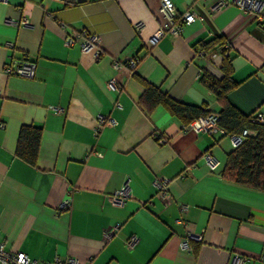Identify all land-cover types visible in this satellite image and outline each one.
<instances>
[{
  "label": "crops",
  "instance_id": "1",
  "mask_svg": "<svg viewBox=\"0 0 264 264\" xmlns=\"http://www.w3.org/2000/svg\"><path fill=\"white\" fill-rule=\"evenodd\" d=\"M172 1L177 14L197 18L151 44L163 23L160 0H0V241L7 248L39 262L235 264L238 256L264 264V190L222 176L235 148L230 137L185 129L163 104L139 102L148 83L218 113L200 76L223 75L222 46L196 51L222 38L237 83L227 100L244 115L264 114V27L234 0L217 8L219 0ZM256 1L264 15V0ZM81 31L102 36L98 60L78 42L65 45ZM10 55L34 60V77L7 74ZM130 57L138 59L133 70ZM105 115L112 125L99 121ZM29 125L41 127L35 166L15 153ZM207 150L220 162L214 170ZM162 175L170 179L167 198L153 186ZM125 181L130 196L114 206L108 197ZM131 235L138 240L128 249Z\"/></svg>",
  "mask_w": 264,
  "mask_h": 264
},
{
  "label": "built area",
  "instance_id": "2",
  "mask_svg": "<svg viewBox=\"0 0 264 264\" xmlns=\"http://www.w3.org/2000/svg\"><path fill=\"white\" fill-rule=\"evenodd\" d=\"M234 3L242 9L244 12H254L256 15V19L260 26L264 27V15L261 14V8L256 0H234ZM225 4L224 0H219L215 7H221ZM159 11L163 16L162 25L157 28L149 42L151 44H155L164 34H171L173 36H177L182 32L184 25L193 22L197 15L194 11H185L182 14H177L175 10V5L172 0H160ZM22 24H26L27 20L22 19ZM75 42H78L81 45V49L85 53H90L95 60H98L102 53L101 42L102 36L99 33H90L87 31H81L78 34L67 35L64 39L65 45H71ZM8 46L12 47L13 44L11 42L7 43ZM224 49L223 55L225 57H229V43L225 41L222 46ZM197 55H206L207 52L201 47L196 51ZM138 63V59L136 57L128 58L126 65L130 70H133ZM115 67H118V63H114ZM36 62L32 59H28L25 57H15L13 55L9 56L8 61L4 66V71L9 75H17L27 78H33L35 75ZM116 106H120L119 103H115ZM55 110L62 112L64 109L62 107H54ZM253 120L256 123H264V114L261 112H255L252 115ZM219 115L217 113H207L206 115L199 116L197 118L192 119L185 125V129L193 130L194 132H205L211 135L219 134V135H227L230 137L232 145L234 147L239 146L244 139L248 135H254L256 132L244 128L240 133H228L226 129L221 127L218 123ZM99 121L101 123H107L108 125H112L114 123V119L109 115L100 116ZM160 142H163V139H159ZM203 159L205 163L211 170H214L219 165V160L211 153V151L207 150L203 153ZM169 177L162 175L156 177L153 180V186L157 191V195L161 198H167L168 190L167 184L169 183ZM130 196V184L129 181H125L124 184L116 190L114 193L109 195L108 199L110 203L114 206H122L126 199ZM69 206V199L63 201L61 204V208H67ZM179 221V220H177ZM120 224L112 225L104 231V237L108 238L111 234H113L118 228ZM194 235L189 234L188 238H192ZM138 238L135 235H131L125 241V247L128 249H132L137 242ZM182 245H186V241L182 243ZM75 260L73 258H68L66 261H61L58 258H55L52 261L39 262L36 259L28 256L27 254L21 251H14L6 247L3 241H0V264H73ZM242 259L240 257L235 258V264H241Z\"/></svg>",
  "mask_w": 264,
  "mask_h": 264
},
{
  "label": "trees",
  "instance_id": "3",
  "mask_svg": "<svg viewBox=\"0 0 264 264\" xmlns=\"http://www.w3.org/2000/svg\"><path fill=\"white\" fill-rule=\"evenodd\" d=\"M224 43L225 40L222 38H214L207 42H201L199 46L208 52L217 44L223 46ZM222 52L224 53L223 48ZM222 70L223 75L220 78L208 72H203L200 76L201 82L213 92L220 105V110L217 113L219 125L228 133H240L244 128L256 132L254 135H248L239 146L227 155L222 176L234 183L264 190V123H256L253 120V114H242L227 100L228 91L237 85L231 78L232 69L229 57L224 56ZM139 102L147 108L161 103L170 112L183 117L186 123L208 113L202 106L179 102L148 83H145V90ZM40 139L41 127L35 125L21 127L15 151L16 155L31 166H35Z\"/></svg>",
  "mask_w": 264,
  "mask_h": 264
}]
</instances>
